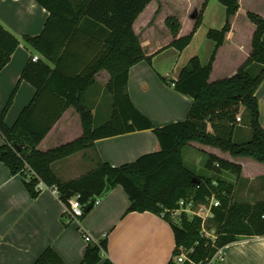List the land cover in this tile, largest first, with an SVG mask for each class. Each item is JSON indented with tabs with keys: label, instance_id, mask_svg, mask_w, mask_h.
<instances>
[{
	"label": "trees",
	"instance_id": "obj_1",
	"mask_svg": "<svg viewBox=\"0 0 264 264\" xmlns=\"http://www.w3.org/2000/svg\"><path fill=\"white\" fill-rule=\"evenodd\" d=\"M36 1L49 11V17L40 33L24 34L22 39L28 48L39 53L40 59H29L0 113V134L5 140L0 147V161L14 175L23 176L30 195L39 197L44 184L56 189L66 206L78 194L85 205L93 197H101L107 184L112 189L121 185L130 199L128 212H153L171 224L176 247L169 264H190L188 260L177 261L183 249L196 264H209L222 247L243 237L264 236V199L250 202L236 198L242 164L206 153V167L212 174L206 177L187 166L184 157V149L191 142H199L229 152L233 157H249L264 163V127L257 97L264 81V17L248 13L257 27L252 52L231 77L210 81L216 51L207 65L194 56L176 79L161 76L166 84L191 97L193 104L185 120L158 127L137 109L128 91L130 68L142 60L152 61V56L143 49L134 23L153 0ZM219 1L226 7V22L221 29L211 28L207 33L217 48L225 42L232 28V17L240 9V0ZM208 2L205 1L193 31L176 38L170 46L183 51L192 42ZM166 24L177 37L181 29L178 19L168 17ZM20 43L0 23V72ZM103 70L111 75L105 87L111 95V113L108 120L96 124L98 109L95 113L89 95L99 84L96 76ZM23 81L31 83L36 92L15 124L9 126L6 116ZM71 106L81 117L82 136L46 151L39 149V144ZM241 111H245L244 124L242 117L240 122L237 120ZM247 121L252 130L251 139L235 141L237 133L241 138L246 136ZM146 129L156 134L161 145L159 151L121 166L99 157L94 169L70 181L61 180L53 170L56 161L95 148L98 139ZM228 174L235 175L237 181L226 178ZM212 195H216L220 205L212 208L213 214L205 227L215 231V238L204 232L199 216L174 213L181 200L203 203ZM107 250V236L91 242L83 264H97ZM35 264L67 263L55 249L48 247ZM106 264L112 263L107 260Z\"/></svg>",
	"mask_w": 264,
	"mask_h": 264
},
{
	"label": "crops",
	"instance_id": "obj_2",
	"mask_svg": "<svg viewBox=\"0 0 264 264\" xmlns=\"http://www.w3.org/2000/svg\"><path fill=\"white\" fill-rule=\"evenodd\" d=\"M246 1L240 0V9L232 17V28L227 33L223 45L217 48V43L207 36L200 54L195 55L201 59L203 65H207L216 51L211 82L234 75L251 55L253 36L257 27L249 19L248 13L255 12L262 14V17L264 13L252 9L245 10ZM157 2L158 0L151 1L134 23L143 49L148 56H152V61L142 60L130 68L128 91L137 109L156 126L162 127L185 120L193 104L191 97L178 92L173 85L166 84L161 78L165 76L176 79L192 57L183 66L171 67L166 63L165 55L172 52L175 56H181L192 45L206 18L210 0L201 26L192 42L183 51L170 44L176 38L190 34L196 21L187 27L185 19L181 17V29L177 37L165 23L164 28L167 27L171 36L163 42L158 35L160 34L158 22L151 25L150 19H147L149 14L156 11ZM220 4L222 7L219 6V9L224 11L223 16L219 25L211 26L209 29H221L226 22L227 10L221 2ZM48 17L49 11L36 0H0V23L21 42L11 61L0 72V113L33 55L22 37L24 34L40 33ZM152 32L157 34L155 38ZM86 57L87 55L81 58V62ZM96 77L100 83L102 78L106 86L111 75L103 70ZM35 92L36 88L31 83L23 81L20 84L13 105L6 116V123L9 126L15 124L22 110L33 99ZM257 97L260 103L261 123L264 127V81L257 90ZM101 99L102 95L99 96L98 104ZM98 104L95 105V113ZM110 108L111 105L105 103L101 106L100 112L98 110V117L102 119L100 124L109 119ZM82 134L81 117L71 106L39 144V149L44 151L52 149L73 141ZM4 144L5 140L0 134V147ZM160 149L159 140L152 130H139L98 139L95 148H88L56 161L53 170L61 180L70 181L94 169L99 157L115 166H121ZM187 151L205 156L206 153H212L242 164L243 174L238 181L236 198L238 192H241L245 195L263 196L256 200L239 201L255 202L264 199V172L249 169L261 168L264 163L247 157H233L229 152L199 142H191L184 149V157ZM229 180L236 182L237 178L234 175ZM41 188L39 197L33 198L25 186L23 176L14 175L9 167L0 161V264H35L37 258L48 247L55 249L67 264H83L88 245L91 242H99L105 236L108 238V250L102 253V260L97 264H106L107 260L112 264H169L176 247L171 224L153 212H128L130 199L123 186L119 185L105 196L99 197L100 202L82 219L69 224H66V204L60 199L59 192L44 184ZM85 234H89L92 241H87ZM214 263L264 264V236L243 237L222 247L216 254L212 264Z\"/></svg>",
	"mask_w": 264,
	"mask_h": 264
},
{
	"label": "rangeland",
	"instance_id": "obj_3",
	"mask_svg": "<svg viewBox=\"0 0 264 264\" xmlns=\"http://www.w3.org/2000/svg\"><path fill=\"white\" fill-rule=\"evenodd\" d=\"M206 0H158L156 5V11L154 14H149L147 19H150V24H156L158 22V28L160 31V39L161 41H167V39L171 36L170 31H167V27L164 28V24L166 23V20L168 17H175L178 19V21H181V17L185 19V25L187 27H190L191 23L197 20V16L194 18L192 17L194 14H197L198 17L202 12L203 5ZM249 2V3H248ZM219 6H221L219 0H210L207 12H206V18L196 35V38L191 46H189L181 56H175L172 52H168L165 55L166 63L171 66L175 67V65L183 66L186 64V62L190 59V57H193L195 55H199L200 50L203 46V42L207 40V30L211 26H217L219 25L220 18L223 16L224 11H220ZM222 7V6H221ZM244 9H252L257 12H263L264 13V0H247L244 4ZM249 7V8H248ZM205 14V12H204ZM262 15V14H261ZM243 16V15H242ZM246 16V14H245ZM247 17V16H246ZM167 25V24H165ZM154 35V38L157 35L155 32H152ZM204 49V48H203ZM33 55H37L35 50H31ZM101 83L92 90V92L89 95V102L90 104L93 103L94 105L98 104L99 96L102 95V99L98 104V110L100 112V108L103 104H107L110 106L111 102V95L105 91V81L100 78ZM103 92V94H102ZM96 103V104H95ZM92 105V104H91ZM111 113V108H110ZM239 116L243 118L241 121L242 124L245 123V111H241ZM102 119L97 118L96 124L100 123ZM246 130V136L244 138H241L239 133L235 136V141L242 142L247 141L251 139L252 130L248 125V121L246 122L244 126ZM224 152V151H223ZM249 158V157H247ZM253 159V158H252ZM185 162L186 165L189 166L192 169H195L197 174L210 177L211 172L206 167L207 162V156L204 154L199 153H192L187 151V154L185 156ZM252 168V169H251ZM250 170L255 172H264V165L261 168H255V167H249ZM234 177L232 174H228L226 178L230 179ZM263 195H245V193L238 192L237 199L238 200H256L258 197H261ZM178 219H176L177 221Z\"/></svg>",
	"mask_w": 264,
	"mask_h": 264
},
{
	"label": "built area",
	"instance_id": "obj_4",
	"mask_svg": "<svg viewBox=\"0 0 264 264\" xmlns=\"http://www.w3.org/2000/svg\"><path fill=\"white\" fill-rule=\"evenodd\" d=\"M40 59V55H32V60L37 61ZM241 116H238L237 120L240 122L241 121ZM100 199L98 197L97 201L95 204L99 203ZM220 205V200L216 197V195H212L209 198L208 202H203V203H195L194 201H186V200H181L179 202V208L175 210V214L179 215L182 212H185L189 214L190 216H199L203 220V230L204 232L212 237L215 238L216 234L215 231H208L205 227V223L209 217L212 216V208L219 206ZM65 214L67 217L68 222H73V221H78L80 220L84 214V205L80 201V195H75L72 197L69 201V205L66 206L65 208ZM85 239L87 241H92V237L89 234L84 235ZM215 258V257H214ZM214 258L209 262V264L213 263ZM188 260L190 264H196L192 259L188 257V251L183 249L182 253L177 257V261L182 263Z\"/></svg>",
	"mask_w": 264,
	"mask_h": 264
},
{
	"label": "water",
	"instance_id": "obj_5",
	"mask_svg": "<svg viewBox=\"0 0 264 264\" xmlns=\"http://www.w3.org/2000/svg\"><path fill=\"white\" fill-rule=\"evenodd\" d=\"M195 16H197V18H198V15L197 14H194L192 17L194 18ZM111 189H112V187L110 186V184H107V186H106L104 192L102 193L101 197L105 196ZM97 199H98V197L95 196V197H93L91 199V201L89 203H87V204L84 205L85 214L88 213L94 207Z\"/></svg>",
	"mask_w": 264,
	"mask_h": 264
}]
</instances>
